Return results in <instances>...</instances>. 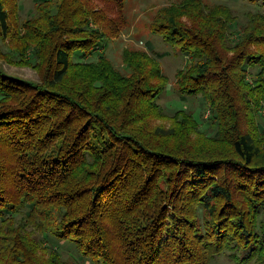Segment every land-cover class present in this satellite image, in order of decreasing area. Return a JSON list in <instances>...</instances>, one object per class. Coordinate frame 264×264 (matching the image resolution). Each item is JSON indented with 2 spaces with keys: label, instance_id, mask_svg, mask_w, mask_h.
<instances>
[{
  "label": "trees",
  "instance_id": "trees-1",
  "mask_svg": "<svg viewBox=\"0 0 264 264\" xmlns=\"http://www.w3.org/2000/svg\"><path fill=\"white\" fill-rule=\"evenodd\" d=\"M126 2L39 0L19 26V0H0V59L40 73L0 66V264H76L37 233L95 264H264V12L238 28L227 5L181 0L151 22L190 59L177 91L203 97L211 135L158 102L168 77L151 53L125 49V71L81 60Z\"/></svg>",
  "mask_w": 264,
  "mask_h": 264
},
{
  "label": "rangeland",
  "instance_id": "rangeland-1",
  "mask_svg": "<svg viewBox=\"0 0 264 264\" xmlns=\"http://www.w3.org/2000/svg\"><path fill=\"white\" fill-rule=\"evenodd\" d=\"M39 0H19L20 7L18 13L13 18V25H21V22L30 18L34 12L35 3ZM181 0H127L121 15L122 22H118V29L114 35L109 37V42L98 49L89 58L81 57V60L96 61L104 54L120 70L125 71L124 51L125 49L144 50L155 56L162 64L163 71L168 77V84L162 92L158 102L164 110L173 114L178 109H187L194 113V116L200 123V130L213 135L215 130L211 129L207 117L209 110L201 95L183 96L177 91V70L184 68L190 59L182 54L173 46L167 44L162 35L154 33L150 25L154 16L161 8L171 4L179 3ZM207 4H224L229 6L233 13L239 18V26L245 24L250 13L263 11L262 6L254 4L248 0H203ZM118 16L112 13V17ZM12 22V18H11ZM119 23V24H118ZM19 28V27H16ZM23 32V29H20ZM0 66L9 74L24 79L38 81L40 73L31 65L11 64L6 60L0 59ZM259 118L261 126L264 128V108L260 110ZM159 122V120L157 121ZM20 217V215H16ZM41 239L45 240L47 246H52L60 250L63 258L76 264H95L86 259L78 251L74 243L61 241L52 238L49 235L37 233ZM212 264H258L255 260L249 263L234 261L229 252L219 253L211 261Z\"/></svg>",
  "mask_w": 264,
  "mask_h": 264
}]
</instances>
